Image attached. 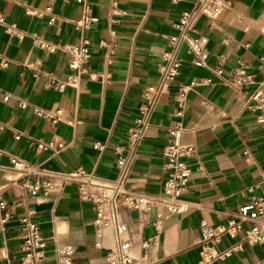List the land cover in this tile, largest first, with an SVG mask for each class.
<instances>
[{"label":"crops","instance_id":"0c3cea01","mask_svg":"<svg viewBox=\"0 0 264 264\" xmlns=\"http://www.w3.org/2000/svg\"><path fill=\"white\" fill-rule=\"evenodd\" d=\"M196 1L89 0L95 22L83 35L90 41V78L85 76L77 90L58 92L47 87L46 81L48 76L64 79L69 73L64 48L80 37L73 25L79 16L77 5L73 0H0L5 18V24H0V90L9 95L3 101L0 94V200L6 202L9 214L0 230V264L6 260L21 264L19 218L25 215L48 239L39 264H57L51 238L71 244L79 264H108L105 256L113 241L105 233L102 247L94 246V209L79 201L75 186L55 179L60 188L57 194L31 196L22 188L9 158L22 159L46 173L66 174L82 168L113 180L117 173L114 150L125 144L128 128L141 115L146 87L157 81L168 37L176 33L173 24ZM225 2L218 19L201 16L196 22V34L207 37L206 64L192 65L182 48L183 63L176 80L160 95L137 148L127 188L157 195L166 177L162 150L167 128L175 120L174 93L179 84L196 81L185 98L181 136L183 144L195 148L188 159L191 174L183 196L189 209L184 214L164 213L158 230L153 226L157 209L148 213L119 209L128 224L130 255L139 264H196L201 257L196 244L201 220L213 226L226 224L251 195L264 197V132L257 113L247 108L254 86L238 89L228 81L239 60L249 62L255 71L264 56V0ZM48 4L52 23L49 14H25L27 8L43 10ZM8 25L14 26L13 35L6 32ZM221 55L224 75L214 77L212 70ZM209 77L211 83L200 82ZM261 77L256 74L257 79ZM35 108L60 110L59 120L36 117ZM58 143L63 147L54 151L37 147ZM248 226L243 224L244 229ZM221 241L232 250L209 264H263L264 243H243L242 234L223 236Z\"/></svg>","mask_w":264,"mask_h":264},{"label":"built area","instance_id":"2783aa9c","mask_svg":"<svg viewBox=\"0 0 264 264\" xmlns=\"http://www.w3.org/2000/svg\"><path fill=\"white\" fill-rule=\"evenodd\" d=\"M19 1V0H5ZM68 2L69 0H62ZM79 10V16L74 20V29L80 37L76 42L67 44L64 48L68 57L69 73L64 79L48 76L46 86L58 92L66 88L78 89L83 78L89 74L90 41L83 35L95 22L91 14L89 0H73ZM176 2L178 0H172ZM226 6L225 0H197L188 11L180 14L173 24L176 31L174 35L168 37L167 49L162 56L158 66L157 81L146 87L143 97L144 103L141 107L140 117L133 120L132 125L127 130V140L124 145L115 148L116 177L113 180H105L87 172L82 168H77L66 174H56L42 172L36 166L15 157L9 158V164L13 170L18 172L22 188L31 196L49 197L60 191L55 179L63 183H70L75 186L76 195L79 201L90 204L94 209L92 221L94 227V246L102 247V239L108 233L113 241V246L107 250L105 260L108 264H139L130 255L132 242L127 238L128 224L121 218L119 209L125 207L128 210L148 213L157 209L156 219L153 226L159 228V221L164 213L184 214L189 209V204L183 196L188 190V182L191 174V167L188 159L195 154L192 145H185L181 142V136L185 132L182 124L184 116L185 98L188 91L197 83L192 81L187 85L179 84L175 93L174 101L176 109L173 113L175 120L167 128V142L162 150L163 168L165 179L162 182L161 192L157 195L144 194L131 191L127 188V183L131 173V168L136 158L137 148L143 138L146 129L150 125L152 113L157 105L161 94L167 92L171 83L176 80L179 69L183 63L180 55L182 48H185L190 57L192 65L203 66L208 59L206 51L207 37L196 34V22L199 17L205 16L211 20H216L222 14ZM52 5L48 4L43 10L27 8V16L40 17L51 13ZM54 21V16H49V22ZM0 24H5V18L0 13ZM8 34L13 35L15 28L13 25L5 27ZM19 36V35H18ZM105 46V42L100 43ZM219 65L212 70L214 77H222L224 71L221 63L224 57H218ZM7 62H3L6 66ZM29 66V65H28ZM256 74H261L260 79ZM229 83L241 89L243 86L253 85L254 88L248 95L247 108L257 113L258 123L264 132V56L260 58L255 71L249 62L239 60L228 75ZM208 84L212 82V77L200 80ZM3 101L9 99V95L0 90ZM22 107L25 103L20 104ZM36 117L57 122L60 110L45 112L41 109H33ZM18 138V137H16ZM96 147L102 148L98 143ZM41 150H59L63 147L58 144H38ZM246 158L249 154L245 152ZM196 169H201L200 164ZM252 192L253 188H248ZM9 219L7 204L0 200V230ZM19 222L22 226V258L21 264H39L44 258V250L48 239L43 238L39 226L32 222L27 215L21 216ZM248 223V228L244 229L243 224ZM199 236L196 244L201 249L200 260L196 264H209L213 260L227 255L232 249L225 248L222 244L223 236H236L242 234V242L248 245L264 243V197L251 195L248 202L240 206L231 213L226 224L213 226L205 220H201L199 225ZM53 252L57 264H79L76 259L75 248L71 244L58 242L51 238ZM239 247V246H238ZM2 264H10L7 260ZM264 264V262H263Z\"/></svg>","mask_w":264,"mask_h":264}]
</instances>
